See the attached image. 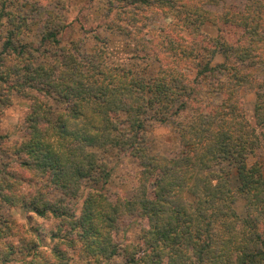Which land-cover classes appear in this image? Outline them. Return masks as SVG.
<instances>
[{"label":"clouds","instance_id":"obj_1","mask_svg":"<svg viewBox=\"0 0 264 264\" xmlns=\"http://www.w3.org/2000/svg\"><path fill=\"white\" fill-rule=\"evenodd\" d=\"M0 264H264V0H0Z\"/></svg>","mask_w":264,"mask_h":264}]
</instances>
